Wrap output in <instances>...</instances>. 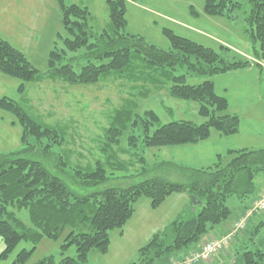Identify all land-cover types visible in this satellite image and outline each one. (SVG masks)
<instances>
[{
    "label": "trees",
    "instance_id": "obj_1",
    "mask_svg": "<svg viewBox=\"0 0 264 264\" xmlns=\"http://www.w3.org/2000/svg\"><path fill=\"white\" fill-rule=\"evenodd\" d=\"M134 1L106 0L110 27L95 33L87 7L56 0L63 34L57 35V45L49 51L46 71H38L25 53L0 36V74L17 80V94L23 96L28 84L46 79H59L73 86H93L112 78L138 85L148 79L141 75V69L148 68L150 75H159L170 82L167 93L171 97L199 104L198 113L206 121L198 125L181 120L160 125L159 118L150 111L130 119L129 112L119 109L117 119L107 128L106 141L114 144L128 129L129 151L137 146L153 149L195 145L208 140L212 131L227 137L237 134L239 117L224 113L229 102L216 93L213 81L188 84L186 75L219 76L250 67L249 63L234 57L227 61L212 48L166 28L161 32L169 42V50L148 44L142 36L124 33L126 5ZM240 1L205 0L203 12L228 20L231 12L239 8ZM245 1L250 6L245 31L249 43L257 44V49L253 46L254 57L264 60V0ZM74 62L79 67L76 71ZM144 64L147 67H142ZM178 69L185 70V75L176 74ZM149 81L159 84L151 76ZM1 111L12 117V126H19L21 146L0 153V242L3 245L0 259H6L21 242L32 244L30 250H20L11 264H27L41 235L50 242L64 236L59 246L60 258L44 257L35 264H88L90 251L108 252V233L122 229L131 219L135 211L133 203L138 199L149 198L150 208L156 209L169 196L178 193L188 197V204L166 228L148 240L138 251V261L132 264L181 260L196 250L205 234L231 218L233 213L226 203L229 198L247 203L248 206L243 205L242 216L259 194L256 180L264 173V149L248 148L229 150V160L223 165L220 160L200 169L171 162L161 165L176 169L181 181L154 176L126 188L110 187L87 193L88 188L108 180L105 168L98 161L94 168L70 166L63 155L56 153L63 141L58 129L41 123L18 102L4 96L0 98ZM137 160L142 162L144 157ZM23 210L29 214L35 230L24 226L16 215ZM248 236L254 240V232ZM70 246L75 248L74 256H64ZM242 249L241 264H263L264 250Z\"/></svg>",
    "mask_w": 264,
    "mask_h": 264
},
{
    "label": "rangeland",
    "instance_id": "obj_2",
    "mask_svg": "<svg viewBox=\"0 0 264 264\" xmlns=\"http://www.w3.org/2000/svg\"><path fill=\"white\" fill-rule=\"evenodd\" d=\"M64 2L87 7L92 15L91 27L95 33L109 29L106 0H64ZM204 3L205 0L127 2L124 33L142 36L148 44L158 49L169 50V42L161 32L166 28L174 34L212 48L227 61L231 57L247 61L250 66L247 68L251 69L249 71L233 70L237 71V74H219L221 75L219 78H216L218 76L195 78L186 75V82L197 84L212 80L216 93H221L220 95L229 102L224 113L239 117V131L236 134L239 148L264 149V60L254 57L253 46L257 49V44L252 46L249 43L245 31L247 26L245 18L250 6L245 0H241L239 8L231 12L232 17L227 20L204 14ZM189 8L192 11H189ZM58 34H63V30L56 0H0V36L20 52L25 53L30 64L38 71H46L49 51L56 43ZM75 63L73 64L76 71L79 67ZM142 67L147 66L144 64ZM141 70L142 77L148 79L138 85L112 78H106L93 86H73L59 79H46L28 84L23 96L17 94L16 87L19 84L17 80L0 74V98L4 96L15 100L35 119L58 129L63 135V141L56 153L63 155L70 166L94 168L98 161L105 168L107 182L88 188L87 193L110 187L126 188L154 176L181 181L182 178L176 169L161 165L171 162L180 167L197 168L195 148L177 146L141 149L137 146L129 151L126 145L128 129L118 136L114 144L106 141L107 128L113 119H117L118 116L115 115L119 109H124L125 113L129 112L130 119L146 111L153 112L159 118L160 125L175 120L190 121L196 125L206 121V118L198 113V103L171 97L167 93L170 82L159 75H150L148 68ZM176 74L185 75V70L178 69ZM149 75L159 84H151ZM11 121H13L11 116L3 111L0 112V153L14 151L21 146L20 128L18 125L12 126ZM152 128L155 129L156 126ZM232 140L227 142L231 147L234 145ZM208 144L210 148L218 146L213 138ZM140 156L144 157L142 162L137 160ZM225 163L221 162L222 165ZM50 169L53 170L49 167ZM262 176L264 173L256 180L257 189ZM178 194L168 197L156 209L150 208L149 198L138 199L133 203L135 211L131 219L122 229H114L108 233L110 240L108 252L99 254L95 250L90 251L88 264H132L138 261V251L153 235L166 228L188 204L189 199L175 198ZM263 194L264 190L254 201L260 199ZM233 202L236 205L240 204L235 198L227 200L232 216L237 213ZM241 205L248 206L247 203ZM196 209L198 211L200 207ZM16 215L24 226L35 230L25 210L18 211ZM248 228L236 237L237 242L233 238L224 250L214 256L211 259L212 264L218 257L224 260L227 251L232 248H236L235 257L238 258L244 252L242 249L244 247L264 250V210L254 215ZM248 234H251L254 240H249ZM246 236L249 239L246 240ZM63 238L64 236L61 235L57 242H50L41 235L35 247L36 251L27 264H35L44 257L59 260V246ZM31 246V243H19L6 259H0V264H11L20 250H30ZM2 249L3 245L0 242V253ZM74 254L75 248L70 246L64 256L73 257ZM262 262L264 264V259Z\"/></svg>",
    "mask_w": 264,
    "mask_h": 264
},
{
    "label": "crops",
    "instance_id": "obj_3",
    "mask_svg": "<svg viewBox=\"0 0 264 264\" xmlns=\"http://www.w3.org/2000/svg\"><path fill=\"white\" fill-rule=\"evenodd\" d=\"M249 70H251V69H249ZM249 70H248V68H244V69L238 70V71H249ZM231 73L237 74V71H232V72L226 73V74H231ZM222 75H224V74H222ZM219 76H221V75H219ZM219 76L216 77V78H219ZM236 136H237L236 134L233 137H227V136H223V135L220 136L216 132H211L210 138L208 140L203 141V142H199L198 144H195V145H188L190 148H195L196 149L197 169L211 167L215 163L219 162V160L221 162H227L229 160V157L227 156V152L229 150L241 149L238 146L239 145V141L237 139L238 137H236ZM212 138H213V140H215L217 142L218 146L210 148L208 143H209V141ZM231 140L233 141V144H234L233 147H231V145H229L227 143V142H230ZM188 146H186V147H188ZM176 147H173V148H176ZM243 149H245V148H243ZM260 181H261V183L259 185V188L257 189L258 193H261L264 190V176L260 177ZM175 196H177L175 198L181 197V199H183V200H187L188 199V197L185 196V194H182V195L178 194V195H175ZM237 202H239V201H237ZM233 204H234V202H233ZM241 204L242 203H240L239 205L238 204L236 205V203L234 204L235 205L234 206V210H236V212H237L236 215L234 214V216H232L230 219L226 220V222L215 226V228H213L212 231H210L208 234H205L203 236V239L200 241L199 245L196 246V250L199 249L200 247H202V245L205 242H207L208 240H212V239L215 240L216 238H220V237L224 236L230 230V227L232 226L233 221L238 219L241 216V214L244 212V208H243V206ZM253 219H254V217L250 218L248 223H247L246 229L240 231L235 236L234 240H236V242H237V238L236 237L241 232H244L247 229H249L248 227H250L251 221ZM247 239H249V238H247V236H246V240ZM234 242H232V243H234ZM236 253H237L236 252V248H232V250L229 249L227 251V255L225 256L224 260H220V258L218 257V259H216V261L213 262V264H241L240 263V258L235 257ZM169 263L170 262L163 263V264H169ZM194 264H204V263L197 262V263H194ZM205 264H212V262L210 260V261L205 262Z\"/></svg>",
    "mask_w": 264,
    "mask_h": 264
},
{
    "label": "built area",
    "instance_id": "obj_4",
    "mask_svg": "<svg viewBox=\"0 0 264 264\" xmlns=\"http://www.w3.org/2000/svg\"><path fill=\"white\" fill-rule=\"evenodd\" d=\"M264 210V194L260 197L259 200L252 204V207L248 212L242 216L236 223L233 224L231 231H229L225 236L221 238H217L215 240H209L205 242L202 247L198 251H194L187 258L179 261V262H171L170 264H194L197 262L205 263L209 261L211 258L220 253V251L224 250L231 239L238 233V231L244 229L247 220L254 213H260Z\"/></svg>",
    "mask_w": 264,
    "mask_h": 264
},
{
    "label": "water",
    "instance_id": "obj_5",
    "mask_svg": "<svg viewBox=\"0 0 264 264\" xmlns=\"http://www.w3.org/2000/svg\"><path fill=\"white\" fill-rule=\"evenodd\" d=\"M191 201H194V198H192Z\"/></svg>",
    "mask_w": 264,
    "mask_h": 264
}]
</instances>
